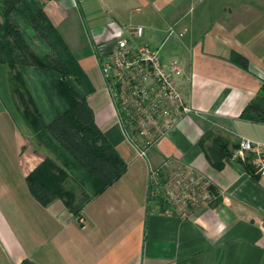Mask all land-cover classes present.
Instances as JSON below:
<instances>
[{"label":"crops","instance_id":"0c3cea01","mask_svg":"<svg viewBox=\"0 0 264 264\" xmlns=\"http://www.w3.org/2000/svg\"><path fill=\"white\" fill-rule=\"evenodd\" d=\"M42 1L86 72L96 123L127 170L79 215L61 198L42 203L27 180L32 159L0 94V264H264V176L235 156L218 168L203 140L215 127L232 142H264V122L241 115L264 80V0ZM138 24L165 60H181L176 84L191 108L153 138L145 156L120 124L98 62ZM234 50L248 57L247 66ZM8 70L0 62L10 97ZM178 165L217 194L187 210L161 211L148 198L152 173Z\"/></svg>","mask_w":264,"mask_h":264},{"label":"trees","instance_id":"16d2710c","mask_svg":"<svg viewBox=\"0 0 264 264\" xmlns=\"http://www.w3.org/2000/svg\"><path fill=\"white\" fill-rule=\"evenodd\" d=\"M20 9L29 10V19L36 30L42 33L41 36L47 37L54 48L52 53L36 54L35 66L36 72L41 71L45 75L61 99L57 107L52 105V117L49 120L44 119L42 114L30 117V112H27V119L36 127L40 142L52 149L62 162L58 163L51 156L45 157L28 173V184L42 203L61 198L74 214L79 215L88 201L104 192L125 173L127 163L96 123L94 110L87 97L91 87L86 72L48 17L44 5L37 0L36 4L34 0H0V13L10 22L9 33L21 40L22 32L10 19L11 13ZM1 31L0 22V62L9 67L11 89L23 93L20 85H25L24 74L13 70L19 61L27 64L29 60L24 58L13 41L4 32L1 34ZM233 58L244 66L249 63L248 57L239 51H233ZM29 100H36L31 93ZM241 115L253 121L264 122V80L259 92ZM226 146L225 142H221L220 148L213 151V155L208 152L211 162L218 168L223 167L224 158L232 156ZM243 162L249 171L255 172L253 162ZM168 173L164 169L159 170L160 184L155 187L150 180L149 202L151 204L152 193L155 191L161 211L168 209L163 195V185L167 183ZM21 264L37 263L27 258Z\"/></svg>","mask_w":264,"mask_h":264},{"label":"built area","instance_id":"2783aa9c","mask_svg":"<svg viewBox=\"0 0 264 264\" xmlns=\"http://www.w3.org/2000/svg\"><path fill=\"white\" fill-rule=\"evenodd\" d=\"M144 32L142 24L132 26L129 34L119 36L115 48L100 56L98 62L117 118L145 156L153 138L164 134L180 112L191 108L176 84V77L184 69L181 60L177 56L165 60L159 48L143 39ZM240 145L242 156L247 151L256 154V170L264 176V142L243 138ZM152 181L160 184L159 170L152 173ZM205 197L210 199L211 194Z\"/></svg>","mask_w":264,"mask_h":264},{"label":"rangeland","instance_id":"374dc122","mask_svg":"<svg viewBox=\"0 0 264 264\" xmlns=\"http://www.w3.org/2000/svg\"><path fill=\"white\" fill-rule=\"evenodd\" d=\"M37 1L43 4L42 0ZM34 3L36 4V0H34ZM20 10L13 11L10 15V19L11 23L16 25V27L22 32L21 40L20 38L17 39L16 35H14L13 33H9V19L3 17L1 13L0 22L2 28L1 34L4 32V34L13 41L12 43L18 47L17 50H19V52L24 55V58H27L29 60V63L27 64L19 61L17 67L13 70V72L20 71L24 74L25 85H20L23 93L17 92L16 90H14V88H12L10 90L11 93H9L10 97L6 95L4 89L0 85V94L2 99H5L4 101H6H3V103H6V107L8 108V110H10L14 117L17 131L18 133H20V136L22 138V150L24 154L28 156V158L30 157L32 159L30 163L31 171L41 160H43L47 156L53 157L60 164L62 162L52 149L47 147L45 143L40 142L36 133V127L32 125L27 119V112H30V117L38 116L37 114H42V117L44 119L49 120L52 117V105L54 104V106L57 107V105L60 104L61 99L52 89L45 75L41 73V71L36 72L35 66L36 54L42 55L46 53H52L54 52V48L48 42V38L41 36L42 33L36 30L35 25H33L31 20L29 19V10ZM196 12H198V10H196ZM194 13L193 11H191L190 15L193 16ZM23 38L25 40H23ZM26 88L28 89L27 91L25 90ZM29 93H31L36 100H29ZM11 141L12 137L10 136V141L8 143H11ZM221 142H225L227 144V150L231 151V155L235 156L236 159L239 160L242 158L246 162H253L255 168H257L255 163L256 154L247 151L242 156L239 153V149L241 147L239 141H230L227 135L220 132L215 127H210L208 128V130H206L204 134V145L207 148L208 152L213 155V151L220 148ZM0 144H2V141L0 142ZM0 157L2 156L0 155ZM2 160L3 158L0 159V162ZM164 170L165 172H169L167 183L163 188V195L165 196L168 208H170L171 205H174L178 207H184L187 210L203 201L208 200L209 197H205V194H211V196H213V194H217L216 190L212 188L210 182L206 181L203 177L198 176L196 173L191 172L182 166H172L170 167V169ZM12 171L16 176V171ZM193 174L196 175L194 179L192 178ZM72 179H70L71 182H73ZM156 185L157 184L154 183V187ZM156 194L157 193L155 191L152 193L151 204L152 206L154 205L159 207Z\"/></svg>","mask_w":264,"mask_h":264}]
</instances>
